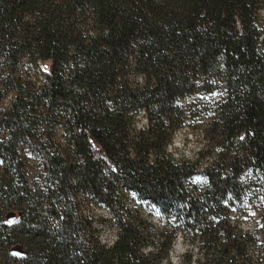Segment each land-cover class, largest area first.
<instances>
[{
	"label": "trees",
	"instance_id": "trees-1",
	"mask_svg": "<svg viewBox=\"0 0 264 264\" xmlns=\"http://www.w3.org/2000/svg\"><path fill=\"white\" fill-rule=\"evenodd\" d=\"M25 61L0 264H264V0H0V71Z\"/></svg>",
	"mask_w": 264,
	"mask_h": 264
},
{
	"label": "rangeland",
	"instance_id": "rangeland-1",
	"mask_svg": "<svg viewBox=\"0 0 264 264\" xmlns=\"http://www.w3.org/2000/svg\"><path fill=\"white\" fill-rule=\"evenodd\" d=\"M23 77V79L26 82H32L33 84L42 83L44 82V78L39 75L38 70L31 65L28 61H25L23 65L20 67L19 71L14 74L13 76H9V74L4 73L3 70L0 71V110L2 111H9L12 107V103L15 99V94L11 90L13 88L12 81L18 78ZM3 86H6L7 93L2 92ZM142 118V122H143ZM203 141L201 138L194 133L193 131L185 130L179 133L177 138L175 139V145L176 148H178L180 154H184L185 156H194L202 147H203ZM32 148V147H31ZM25 149L24 151H26ZM32 149H28L26 152L27 154L31 155L32 161H34V158H32ZM32 163V162H31ZM37 168H33L35 170ZM89 214V216L94 215L95 220H101V219H111L109 211L103 210V209H95V207H92L91 213L86 212V215ZM103 241L107 244H112L115 240V234L110 229H105L103 231ZM191 247L184 244L182 240H180L175 250L172 254V264H183L182 257L183 254L190 250Z\"/></svg>",
	"mask_w": 264,
	"mask_h": 264
},
{
	"label": "snow or ice",
	"instance_id": "snow-or-ice-1",
	"mask_svg": "<svg viewBox=\"0 0 264 264\" xmlns=\"http://www.w3.org/2000/svg\"><path fill=\"white\" fill-rule=\"evenodd\" d=\"M241 139H243V137H241Z\"/></svg>",
	"mask_w": 264,
	"mask_h": 264
}]
</instances>
